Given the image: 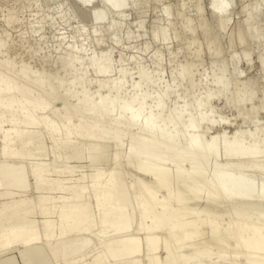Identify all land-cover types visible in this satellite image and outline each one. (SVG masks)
<instances>
[{"label": "bare ground", "instance_id": "6f19581e", "mask_svg": "<svg viewBox=\"0 0 264 264\" xmlns=\"http://www.w3.org/2000/svg\"><path fill=\"white\" fill-rule=\"evenodd\" d=\"M146 1L68 0L93 50L50 68L0 33V264H264V0H157L149 29L184 62L112 76L106 35Z\"/></svg>", "mask_w": 264, "mask_h": 264}, {"label": "rangeland", "instance_id": "374dc122", "mask_svg": "<svg viewBox=\"0 0 264 264\" xmlns=\"http://www.w3.org/2000/svg\"><path fill=\"white\" fill-rule=\"evenodd\" d=\"M27 1V2H26ZM146 1V0H145ZM150 2V3H148V2ZM146 1V3H142L140 6H139V10L137 9V10H132L128 15H126V18H125V16L124 17H118L117 15L115 16V15H113L112 17H113V19H116V18H118L116 21H118V20H120V22L121 23H119L118 24V26H117V30H115L114 32L113 31H109L108 33H107V35H106V39H105V41H106V45H107V42H108V45L109 46H111V47H109L108 45L106 46L105 45V47L104 48H110L109 50H110V52H111V56H112V59L114 60L115 58L117 59H115V61H114V63H116L115 64V71H113L111 74H112V76L113 75H116V73H117V69H118V67L121 65V66H124V67H126L127 69H129V68H131V69H129V71L130 72H132V73H136L137 72V70L138 69H142V70H144V71H146V72H148V73H150V74H152V75H154V73H155V71L156 70H159L160 72H161V74H162V78L164 79V80H166V81H170V79H171V71H174V70H176V69H178L179 68V64H182V62H184V60H185V58L184 57H186V55H185V51H183V49H181V50H177V44L175 43V42H173V43H170V45H168V46H165V44L162 42V40H159V42H158V39H156V38H154V36H153V34H152V31H153V29H154V27H155V25L157 24V23H159V19L160 18H162V15H161V13H160V8H161V6H160V2L158 1L157 2V0H147ZM173 1V0H172ZM205 2H207V0H204ZM25 2V3H24ZM38 2V3H37ZM37 2H36V0H30L29 2H28V0H23V4H22V6L23 7H20V5H18L19 3L18 2H16V1H13V0H0V29H2V30H0V33H3L4 32V36H9V37H5L6 38V40L8 41L9 40V43H11L12 42V44H14V46L15 47H17L18 46V44H19V42L22 40V41H24V42H27V43H30V44H38L40 47H41V50H40V52L36 55L38 58H36V56L34 57V59H32V60H30V63H32L31 65H38L40 62L39 61H42L43 59H42V56L44 55V54H46V55H49V57H47V59L45 58L44 59V61H45V64L50 68V66H52L53 65V61L56 59V57L58 56V54H60V53H62L65 49H69V48H71L72 46L74 47V46H77V44H78V47L79 46H85V47H87V48H85L86 50H87V53H90L92 50H93V48L90 46V38H89V36L88 35H82V33L81 32H79L80 31V29H79V24H78V19L73 15V13L69 10V2H68V0H57V2H53V4L52 3H49L50 5H45L44 6V4L45 3H43L41 0H37ZM40 2V3H39ZM155 2V3H154ZM62 5H61V4ZM154 3V4H153ZM16 4V5H15ZM25 4H26V6H25ZM29 4V5H28ZM32 4V5H31ZM40 4V5H39ZM43 4V5H42ZM52 4V5H51ZM151 6H149V5ZM155 4H158V6L157 5H155ZM36 5V6H35ZM53 5H54V7H53ZM56 5V6H55ZM65 5V6H64ZM68 5V6H67ZM143 5V6H142ZM144 5H146V6H144ZM152 5H153V8H152ZM14 6V7H13ZM29 6V7H28ZM41 6V8H39ZM59 6H60V9H59ZM148 6H149V8L150 9H148ZM238 6V5H237ZM2 7V8H1ZM12 7V8H11ZM17 7V8H16ZM32 7V8H31ZM43 7V8H42ZM46 7V8H45ZM143 7V8H142ZM144 7H145V9H144ZM147 7V8H146ZM11 8V9H10ZM15 8V9H14ZM25 8V9H24ZM36 8V9H35ZM39 8V9H38ZM48 8H49V10H51V11H49L48 10ZM64 8V9H66V12H64L62 9ZM235 8H236V6H235ZM234 8V10H237V8L235 9ZM3 9V10H2ZM10 9V10H9ZM22 9V10H21ZM27 9L29 10V11H27ZM33 9V10H32ZM41 9V10H40ZM44 9V10H43ZM57 9V10H56ZM24 10V11H23ZM32 10V11H31ZM38 10V11H37ZM45 10H46V12H45ZM53 10H54V12H56V13H53ZM61 10V11H60ZM69 10V11H68ZM142 10V11H141ZM145 12H144V11ZM12 13H11V12ZM18 11V12H17ZM31 11V12H30ZM39 11H41V12H39ZM45 12V14H44V12ZM57 11H59V12H57ZM151 11V12H150ZM158 11V12H157ZM16 12H17V14H16ZM23 12V13H22ZM33 12H36V13H33ZM49 12V13H48ZM144 12V13H143ZM148 12V13H147ZM151 13V15H150V13ZM155 12H157L156 14H155ZM15 14L16 16H17V21L14 23V24H12V25H8L7 23H6V19L8 18V15H10V14ZM19 13V14H18ZM38 13V14H37ZM40 13V14H39ZM47 13V14H46ZM66 13V15H62V14H65ZM133 13V14H132ZM137 13V14H136ZM140 13V14H139ZM143 13V14H142ZM5 14V15H4ZM31 14H33V15H31ZM49 14H50V16H49ZM55 14V15H54ZM68 14V15H67ZM131 14V15H130ZM150 15V16H148V15ZM157 14H159V15H157ZM6 15H7V17H6ZM36 15V16H35ZM37 15H39L38 17H40V18H38L37 17ZM59 15V16H58ZM62 15V16H61ZM134 15H135V17H134ZM144 15H145V17L147 18H145L144 17ZM154 15V16H153ZM33 16V17H32ZM52 16V17H51ZM70 16V17H69ZM114 16L116 17V18H114ZM128 16V17H127ZM141 16V17H140ZM156 16V17H155ZM157 16H159L158 18H157ZM27 17V18H26ZM42 17V18H41ZM46 18V20H45V18ZM49 17H51V18H49ZM57 17V18H56ZM76 19H75V18ZM132 17V19L131 20H133L134 21V23H133V21H131L130 20V18ZM139 17V18H138ZM149 17H150V19H149ZM152 17V18H151ZM25 18V19H24ZM31 18V19H30ZM37 18V19H36ZM56 18V20H54ZM61 20H60V19ZM68 18V19H67ZM120 18V19H119ZM125 18V19H124ZM129 18V19H128ZM137 18V21H138V19L139 20H145V32H146V35L145 36H142V37H139L138 38V33L137 32H133V24H135L137 21L135 20ZM143 18V19H142ZM155 18V19H154ZM157 18V19H156ZM28 21H27V20ZM34 21H33V20ZM39 19V20H38ZM40 19H43L42 21L40 20ZM112 19V20H113ZM149 19V20H148ZM24 20V21H23ZM30 20V21H29ZM50 20H51V22H50ZM124 21V22H122V21ZM127 20H130V21H127ZM33 21V22H32ZM40 21V22H39ZM48 24H46L45 22ZM66 21V22H65ZM71 21V22H70ZM115 21V20H114ZM136 21V22H135ZM151 23H150V22ZM155 21V22H154ZM21 23V25H20V23ZM63 22H65V23H63ZM77 22V23H76ZM129 22V23H128ZM131 22V23H130ZM25 24V26H22V25H24ZM27 23H29L30 25H28ZM33 23V24H32ZM40 23V26L38 25ZM54 23H55V25L59 28H61L62 30L64 29L65 30V28H66V30L64 31H62L60 28V30L56 27V26H54ZM62 24V25H64L65 24V26H63V28L61 27V26H59L60 24ZM72 25H71V24ZM153 23H155V25L153 24ZM72 26H70V25ZM74 24H77L76 26H74ZM121 24V25H120ZM124 24V25H123ZM131 24V25H130ZM151 25V27H150V25ZM15 27H14V26ZM27 25V26H26ZM127 25V26H126ZM129 25V26H128ZM31 26V27H30ZM43 26V27H42ZM52 27L51 29L49 28V27ZM154 26V27H153ZM21 27V28H20ZM28 27V28H27ZM37 27H38V29H37ZM56 28V31L54 30L55 28ZM65 27V28H64ZM72 29H71V28ZM122 27V30L120 29V28ZM123 27H125V29L123 28ZM126 27H127V29H126ZM27 29V30H25V29ZM34 28V29H33ZM70 30H69V29ZM73 28H74V30H73ZM89 28V27H88ZM132 28V29H131ZM152 29V31H150V29ZM3 29L5 30V31H3ZM13 29H14V31H13ZM15 29H16V31H15ZM25 30V31H22V30ZM31 29V30H30ZM33 29V30H32ZM79 29V30H78ZM6 30H7V32H6ZM43 30V31H42ZM74 32H76V33H74ZM77 30V31H76ZM130 30V31H129ZM146 30H148V31H146ZM2 31V32H1ZM21 33H20V32ZM28 31H29V33H28ZM36 31L37 32H39V34L38 33H36ZM41 31V32H40ZM50 31H51V33H50ZM58 31V32H57ZM68 31V32H67ZM116 31H117V33H116ZM119 31V32H118ZM10 32V33H9ZM15 32V33H14ZM33 32V33H32ZM44 32V33H43ZM62 32V33H61ZM63 32H64V34H63ZM71 33V35L73 36H71L70 35V33ZM123 32H126L127 34H129L130 32V34H129V36H127V34L126 33H123ZM133 32V33H132ZM41 33H43V35L41 34ZM112 33H114V34H112ZM123 33V34H122ZM149 33V34H148ZM151 33V34H150ZM25 36H24V35ZM28 34V35H27ZM51 34V35H50ZM57 34H58V36H57ZM60 34H61V36H60ZM63 34V35H62ZM65 34H68V35H65ZM78 34V35H77ZM113 36H112V35ZM115 34L117 35L116 36V38H115ZM119 34V35H118ZM122 34V35H121ZM126 34V35H125ZM136 34H137V36H136ZM20 37H19V36ZM23 35V36H22ZM31 35V36H30ZM53 35V36H52ZM55 35V36H54ZM134 35H135V38H133L134 37ZM147 35H149V36H147ZM11 36V37H10ZM30 36V37H29ZM40 36V37H39ZM44 36V37H43ZM51 36V37H50ZM57 36V37H56ZM63 36H64V38H63ZM68 38H67V37ZM75 36V37H74ZM82 36V37H81ZM108 36H110V37H108ZM122 36V37H121ZM131 36H133V37H131ZM13 37V38H12ZM19 37V38H18ZM23 37H24V39H23ZM28 37V38H27ZM35 37V38H34ZM40 38V39H38V38ZM60 37V38H59ZM70 37V38H69ZM118 37V38H117ZM124 37H125V40L123 41L122 40V38L124 39ZM127 37H129L128 39H127ZM144 37H146V38H144ZM9 38H11V39H9ZM15 38V39H14ZM18 38V39H17ZM32 38V39H31ZM47 38V39H46ZM59 38V39H58ZM82 38V39H81ZM114 38H115V40H114ZM131 38H133V39H131ZM149 38H150V40H149ZM28 39V40H27ZM36 39V40H35ZM41 39H42V41H41ZM47 40L48 42H49V44L47 43V41H45V40ZM55 39H56V41H55ZM71 39V40H70ZM74 39V40H73ZM76 39V40H75ZM86 39V40H85ZM88 39H89V41H88ZM111 41H110V40ZM140 39V40H139ZM144 39V40H143ZM152 39V40H151ZM11 40V41H10ZM13 40V41H12ZM16 40V41H15ZM19 40V41H18ZM32 40V41H31ZM108 40V41H107ZM113 40H114V42H113ZM120 40V41H119ZM133 40H135L134 41V43H133ZM31 41V42H30ZM36 41H38V42H36ZM54 43H53V42ZM60 41V42H59ZM65 41V42H64ZM69 43H68V42ZM77 41V42H76ZM117 41V42H116ZM138 43H137V42ZM140 41L142 42V44H140ZM145 41H147V42H145ZM149 41H151V43L149 42ZM39 42L41 43V42H43V43H41V44H39ZM55 42H56V44H55ZM76 44H75V43ZM82 42V43H81ZM84 42V43H83ZM113 42V43H112ZM128 42H130V43H128ZM16 43V44H15ZM18 43V44H17ZM53 43V44H52ZM61 43V44H60ZM64 43H65V45H64ZM81 43V44H80ZM88 43V44H87ZM124 43V44H123ZM137 43V44H136ZM146 43V44H145ZM156 44V45H158V46H156V45H149V44ZM163 45H162V44ZM175 43V44H174ZM45 44V45H44ZM51 44V45H50ZM86 44V45H85ZM114 44V45H113ZM123 46H122V45ZM129 44V45H128ZM136 44V46H134ZM43 45H44V48H42L43 47ZM47 45V46H46ZM54 45V46H53ZM62 45V46H61ZM89 45V46H88ZM120 45H121V47H120ZM128 45V46H127ZM133 45V46H132ZM147 45V46H146ZM50 46V47H49ZM59 46V47H58ZM61 46V47H60ZM119 46V47H118ZM130 46V47H129ZM131 46H132V48H131ZM140 46H142V47H140ZM150 46H151V48H150ZM156 46V47H155ZM170 46V47H169ZM176 46V47H175ZM47 47V48H46ZM54 47V48H53ZM58 47V48H57ZM89 47H91V49L89 48ZM116 47V48H115ZM135 47H137V48H135ZM163 47V48H162ZM173 47V48H172ZM50 48H52V49H50ZM64 48V49H63ZM125 50H123V49ZM125 48H127V49H125ZM162 48V49H161ZM176 48V49H175ZM42 49H44V50H42ZM47 49V50H46ZM50 49V50H49ZM58 49V50H57ZM63 49V50H62ZM90 49V50H89ZM113 49V50H112ZM115 49V50H114ZM118 49V51H116ZM121 49V50H120ZM130 49H132V50H130ZM134 49V50H133ZM148 49V50H147ZM151 49L153 50V51H151ZM159 49V50H158ZM55 50H56V52H55ZM124 52H123V51ZM135 50L138 52L137 54H136V52H135ZM141 50V51H140ZM150 50V51H149ZM157 50H158V54H159V61H157L156 60V58H155V56L153 55V53H155V52H157ZM161 50V51H160ZM169 50V51H168ZM173 50H174V52H175V54H174V52H173ZM128 52V53H125V52ZM132 51V52H131ZM149 51V54L147 53ZM164 51H165V53H164ZM183 51V52H182ZM20 52H22V51H20ZM54 52V53H53ZM114 52V53H113ZM135 52V53H134ZM139 52H140V54H139ZM151 52V53H150ZM168 52V53H167ZM171 52V53H170ZM48 53V54H47ZM53 53L54 54V56H53V54L51 55V54ZM58 53V54H57ZM116 53V54H115ZM173 53V54H172ZM183 53V54H182ZM23 54V55H22ZM22 54H21V57L23 56V58H26V54L24 53V52H22ZM25 54V55H24ZM132 54H133V56H132ZM148 54V55H147ZM169 54V55H168ZM41 57H40V56ZM117 55V56H116ZM129 55V56H128ZM166 57H165V56ZM115 56V57H114ZM121 56V57H120ZM141 56V57H140ZM181 56V57H180ZM53 57V58H52ZM123 57V58H122ZM127 57H128V60H127ZM144 57V58H143ZM164 57H165V59H164ZM169 57V58H168ZM136 58V59H135ZM146 58V59H145ZM151 58V59H150ZM38 59V60H37ZM50 59H52V60H50ZM118 59H122V60H120L121 62H119V63H117L118 62ZM134 59V60H133ZM138 59V60H137ZM141 59V60H140ZM150 59V60H149ZM154 59H155V61H154ZM180 59V60H179ZM148 62H147V61ZM152 60V61H151ZM134 61V62H133ZM139 61V62H138ZM143 61V62H142ZM144 61H146V62H144ZM166 61V62H165ZM172 61V62H171ZM174 61V62H173ZM180 61V62H179ZM182 61V62H181ZM151 62V63H150ZM156 62V63H155ZM157 62H158V64H157ZM160 62H161V64H160ZM165 62V63H164ZM130 63L132 64L131 66H129L130 65ZM144 63V65H142ZM52 64V65H51ZM124 64V65H123ZM127 64V65H126ZM140 64H141V66H140ZM147 64V65H146ZM149 64V65H148ZM55 65V64H54ZM53 65V66H54ZM118 66V67H117ZM135 66V67H134ZM137 66H139V67H137ZM145 66H147L148 68H150V69H148L147 67H144ZM161 66V67H160ZM163 66H165L164 68H163ZM172 66H173V68H172ZM207 66V67H206ZM256 66V67H255ZM143 67V68H142ZM170 67V68H169ZM154 68V69H153ZM204 68L206 69V71L207 72H209V66H208V64H207V62L204 64ZM252 68V69H251ZM256 68V69H255ZM257 68H258V70H257ZM167 70V71H166ZM136 71V72H135ZM151 71V72H150ZM167 72V73H165V72ZM170 71V72H169ZM247 72H248V75H250V76H253V77H259L260 75V72H259V66L257 67V65H256V63H252L251 64V67L249 68V69H247ZM114 73V74H113ZM259 73V74H258ZM167 74V75H166ZM256 74V75H255ZM88 75H92V73L91 72H88ZM166 77H167V79H166ZM228 113V114H227ZM226 114L229 116L230 115V113H231V115H232V112H227ZM79 158H80V156H78ZM75 158L74 160H72L71 161V164L72 165H74V166H79L80 164L82 165V164H84V162H81L80 161V159L79 158ZM76 160V161H75ZM74 163V164H73ZM78 163V164H77ZM76 164V165H75ZM75 175H77V173L75 174ZM1 189V188H0Z\"/></svg>", "mask_w": 264, "mask_h": 264}]
</instances>
